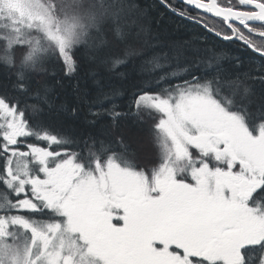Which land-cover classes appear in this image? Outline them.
<instances>
[{
    "label": "snow or ice",
    "instance_id": "1",
    "mask_svg": "<svg viewBox=\"0 0 264 264\" xmlns=\"http://www.w3.org/2000/svg\"><path fill=\"white\" fill-rule=\"evenodd\" d=\"M161 3L199 31L144 51L134 0H0V264H264V0Z\"/></svg>",
    "mask_w": 264,
    "mask_h": 264
},
{
    "label": "trees",
    "instance_id": "2",
    "mask_svg": "<svg viewBox=\"0 0 264 264\" xmlns=\"http://www.w3.org/2000/svg\"><path fill=\"white\" fill-rule=\"evenodd\" d=\"M135 3L143 10L145 14V27L146 31L141 35L139 41L134 42L135 47L142 48L144 51H150L151 47L156 41H170L172 39H179L189 36L194 31H199L188 24L187 21H181L178 17L173 15L159 0H134ZM175 2V0H173ZM257 41L259 42L258 38ZM210 43L227 45L226 51L230 53L240 54L241 45L234 42H218L214 38L210 40ZM123 46L119 49L113 50V55L122 54ZM248 55H254L248 53ZM246 65L251 66L253 64L259 66L261 61L259 58L250 59L245 61ZM138 65V58L132 57L130 64L118 68L117 71H124L131 73L132 68ZM101 76L106 85L111 84L118 86L121 83L120 77L115 72L108 73L104 69H100ZM139 82V79L137 80ZM83 84V81H82ZM91 81H88L87 88L93 89ZM126 97L131 96V91L125 88ZM95 91H91V95L88 98L82 95L73 93L70 89L60 88L57 85H53L52 94V109H53V127L59 130L60 128H67L69 124L79 133L90 130L87 124L89 107L93 106ZM122 104L128 103V99H123ZM61 106H79L80 117L78 120L71 121L69 118L59 113ZM127 135L131 138L132 147L136 150L139 157V162L144 163L156 159V146L152 141L150 135L137 128H130L127 131ZM153 149V150H152ZM154 151V152H153Z\"/></svg>",
    "mask_w": 264,
    "mask_h": 264
},
{
    "label": "bare ground",
    "instance_id": "3",
    "mask_svg": "<svg viewBox=\"0 0 264 264\" xmlns=\"http://www.w3.org/2000/svg\"><path fill=\"white\" fill-rule=\"evenodd\" d=\"M160 1V3H161V0H159ZM162 4V3H161ZM164 5V4H163ZM167 8V7H166ZM168 9V8H167ZM169 10V9H168ZM153 150V149H152ZM154 152V151H153Z\"/></svg>",
    "mask_w": 264,
    "mask_h": 264
}]
</instances>
